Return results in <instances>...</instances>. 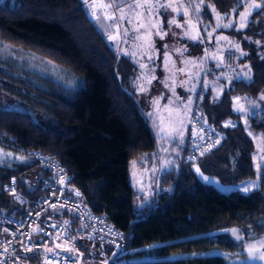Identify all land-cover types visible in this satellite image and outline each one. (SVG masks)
I'll use <instances>...</instances> for the list:
<instances>
[{
    "label": "trees",
    "instance_id": "trees-1",
    "mask_svg": "<svg viewBox=\"0 0 264 264\" xmlns=\"http://www.w3.org/2000/svg\"><path fill=\"white\" fill-rule=\"evenodd\" d=\"M13 1L11 5V0H0L1 43L48 61L67 72L76 85L65 87L43 79L42 86L32 87L37 86L32 82L27 86L34 91L37 106L47 113L44 122L34 120L28 112L0 106V147L56 158L65 168L67 183L80 192L79 202L122 234L126 242L122 250L91 246L79 235L75 218L70 217L65 238L82 252V264L96 262L100 251L106 257L114 252L108 264H123L124 259L127 264H224L223 257L208 253H234L241 247L220 230L236 226L251 228L255 237L264 235V183L248 193H223L200 181L190 167L196 162L203 170L218 174L234 164L237 180L255 175L253 144L239 113L233 110L232 97L243 99L251 128L263 132L262 106L258 111L251 109V104L264 91V60L253 45L264 40V0L190 1L198 24L206 28L213 26L214 12L237 19L249 5H260L244 29L236 32L249 39L242 44L251 50L243 60L249 63L251 77L232 81L218 99L209 90L201 94L196 101L198 110L216 130L219 145L196 160L188 158L179 168L162 172L156 200L138 209L134 208L136 194L130 185L128 164L153 150L156 141L135 101L137 67L126 58H117L83 0ZM13 73V65L0 64L2 89L13 91L12 84H21ZM226 122L231 125L225 127ZM185 153L189 156L188 144ZM37 169L41 168L33 162L2 175L0 213L15 209L9 190L12 185L30 199L41 195V179L46 173L33 182L32 191L19 178Z\"/></svg>",
    "mask_w": 264,
    "mask_h": 264
},
{
    "label": "rangeland",
    "instance_id": "rangeland-1",
    "mask_svg": "<svg viewBox=\"0 0 264 264\" xmlns=\"http://www.w3.org/2000/svg\"><path fill=\"white\" fill-rule=\"evenodd\" d=\"M89 1V4H84V8H95L96 16H91L92 22L114 50L117 58H126L137 67V74L133 79L135 101L148 121L156 141L153 150L130 160L128 164L130 185L136 194L134 208L138 209L156 200L160 191L159 176L162 172L171 168L177 169L182 162L189 161L185 147L189 138L192 112L196 109L198 105L196 101L200 99L201 94L209 90L212 96L218 99L232 81L250 79L249 63L243 60L249 56L251 50L242 44V41L249 39L236 32L244 29L250 14L256 8H252L243 21L241 15L235 19L230 15L225 16L214 12V24L206 28L198 24V15L191 0H160L164 4L171 3L173 7L179 6L178 12H173L172 8H158L157 17L147 18L161 21L163 30L167 32V35L161 39L156 35V29L150 25L147 28L139 27L140 21L135 13L143 10L128 7L134 5L135 0H102L98 5L104 7V11L99 6H94L91 3L92 0ZM10 4L13 5L14 1L11 0ZM108 5L111 7H107ZM121 9L125 17L123 20ZM185 12L188 13L187 16L184 15ZM217 15L220 17L219 20ZM173 18L182 27L178 28L169 24L168 22ZM189 19L191 25L186 22ZM242 23L243 27H241ZM225 25L229 26L225 27ZM232 28L236 31L232 32L230 30ZM126 31L127 35H125ZM149 31L152 33L150 37L147 35ZM185 31L189 35L186 36ZM197 32L199 36L193 40L191 36L196 35ZM109 36L114 38L109 39ZM237 45L239 48L236 47ZM253 45L254 52L264 60V40L254 42ZM165 53L169 57L167 61ZM48 63L35 55L18 53L14 48L0 41V64L13 65L15 67L13 78L21 82V84H12L13 91H6L0 87V106L33 114L34 120L42 122L47 120L44 116L47 115L45 109L37 106L36 95L27 86H31V82L37 85L32 87L42 86L43 79L54 81L65 87H70L74 83L67 72ZM141 64L145 67L142 68ZM181 69L183 71H180ZM73 85H76V82ZM42 88L47 89V87ZM261 96L250 104L251 109L258 111L262 106L261 111L264 113V99H261ZM232 101L233 110L239 113L244 131L253 144L254 177L237 180L234 175V164L218 174L203 170L196 162L190 167L200 181L220 192L248 193L259 189L261 183H264V131L258 132L251 128L249 111L245 109L246 105L244 106L240 96H233ZM239 106H243L244 111L237 110ZM226 123L231 125L230 122ZM25 154L12 147L0 148V182L2 175L5 172L8 173V169L13 170L18 166L20 168L24 166L20 155ZM133 161H136L135 166L132 164ZM20 176V180L26 184H31L33 181V174L28 171ZM233 229L236 230V234H233ZM220 232L236 241L241 247L240 250L234 253L212 250L208 254L223 257L224 264H264V260L259 259V252L255 253L257 258L253 260L249 258L247 251V245L264 241V235L255 237L251 228L242 229L236 226L224 228ZM237 235L241 238L237 239ZM257 247L259 248V244ZM260 251L264 252V248ZM113 255L114 252L110 257H106L100 251L97 261L93 263L108 264V261L113 259Z\"/></svg>",
    "mask_w": 264,
    "mask_h": 264
},
{
    "label": "built area",
    "instance_id": "built-area-1",
    "mask_svg": "<svg viewBox=\"0 0 264 264\" xmlns=\"http://www.w3.org/2000/svg\"><path fill=\"white\" fill-rule=\"evenodd\" d=\"M100 2L91 1L94 6ZM99 7L104 11V7ZM88 13L96 16L95 8H90ZM218 145L216 130L204 119L197 105L190 120L188 158L196 160ZM33 158L46 173L41 179V195L30 199L13 185L10 188L15 209L0 213V264H82V252L65 238L70 217L75 218L79 235L91 246L122 250L126 244L122 234L102 215L79 202L80 192L67 183L64 166L41 152H34ZM127 263L124 259L123 264Z\"/></svg>",
    "mask_w": 264,
    "mask_h": 264
},
{
    "label": "snow or ice",
    "instance_id": "snow-or-ice-1",
    "mask_svg": "<svg viewBox=\"0 0 264 264\" xmlns=\"http://www.w3.org/2000/svg\"><path fill=\"white\" fill-rule=\"evenodd\" d=\"M202 2V0H201ZM107 7H111V5H108ZM129 8H135V9H142L143 11H138L135 13L137 19L140 21V24H139V27L140 28H147L149 25L152 27V28H155L156 29V35L160 36L161 39H163L166 35H167V32H165L163 30V27H162V23L159 19H155V20H149L147 19L148 17H157L158 16V11L157 9L158 8H172V11L173 12H178V8L179 6L177 7H173L171 3H168V4H164V3H161L160 0H135V4L134 5H129L128 6ZM197 10L199 11V7L200 5L198 4L197 6ZM260 7V5H257V4H252V5H249L244 12H242L240 15H241V20H245L247 18V16L249 15V12L252 8H258ZM213 11H215V8H213ZM121 19H125L124 15H123V9H121ZM185 16L188 15L187 12L184 13ZM111 18V17H109ZM217 19L219 20L220 17L219 15H217ZM189 25H191V20L189 19L188 21H186ZM129 23H131V20H129ZM169 24L171 25H175L176 27H182L175 18H173L172 20H170L168 22ZM229 25H225V27H228ZM243 23L241 24V27H243ZM194 27V26H193ZM151 32L149 31L147 33V35L150 37L151 36ZM125 35H127V31L125 32ZM185 35H189V33L187 31H185ZM199 36V33L197 32L196 35H193L191 36V38L193 40H196L197 37ZM209 36H211V33H209ZM114 37L112 36H109V39H113ZM138 39L139 38H143V37H137ZM223 39H227L226 37H223ZM149 43H151L149 41ZM237 48H239V45L236 46ZM179 51V50H178ZM169 59L167 53H165V60L167 61ZM141 67H145V65L141 64ZM180 71H183V69H181ZM153 79H155V77H153ZM167 86V85H166ZM143 90V89H141ZM238 99V98H237ZM261 99H264V95L261 96ZM237 110L239 111H244V108L243 106H239L237 108ZM229 124H225V127H228ZM163 130V129H162ZM133 166H135L136 164V161H133L132 162ZM197 171H199V169H197ZM77 195H79V193H77ZM233 234H236V230L233 229L232 230ZM241 237L239 235H237V239H240ZM257 244H259V248L257 247ZM261 248H264V241H258L257 243H253V244H249L247 245V251H248V255H249V258L250 259H256V255L255 253L259 252L260 255H259V259L261 260H264V252H261L260 249Z\"/></svg>",
    "mask_w": 264,
    "mask_h": 264
},
{
    "label": "crops",
    "instance_id": "crops-1",
    "mask_svg": "<svg viewBox=\"0 0 264 264\" xmlns=\"http://www.w3.org/2000/svg\"><path fill=\"white\" fill-rule=\"evenodd\" d=\"M198 107H199V105H198ZM2 149H4V148H2ZM20 157H21V161L23 162V165L24 166L31 165L34 162L33 156L30 155V154H25L24 156L23 155H20ZM31 173L33 174V181H32V183L31 184H29V183L26 184L25 183V185L28 187V189H30V191L33 190V187H34L33 182H36L39 177L41 178L43 176L44 172L41 169L40 170L37 169V170H34V171H30V174Z\"/></svg>",
    "mask_w": 264,
    "mask_h": 264
},
{
    "label": "bare ground",
    "instance_id": "bare-ground-1",
    "mask_svg": "<svg viewBox=\"0 0 264 264\" xmlns=\"http://www.w3.org/2000/svg\"><path fill=\"white\" fill-rule=\"evenodd\" d=\"M44 172V171H43ZM45 173V172H44ZM46 175V174H45ZM13 204V203H12ZM7 213V212H6ZM99 246V245H98ZM104 248V247H103Z\"/></svg>",
    "mask_w": 264,
    "mask_h": 264
}]
</instances>
